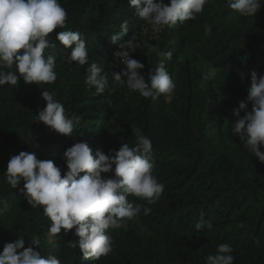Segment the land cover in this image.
I'll return each mask as SVG.
<instances>
[{
  "label": "trees",
  "instance_id": "1",
  "mask_svg": "<svg viewBox=\"0 0 264 264\" xmlns=\"http://www.w3.org/2000/svg\"><path fill=\"white\" fill-rule=\"evenodd\" d=\"M163 2L170 5V0ZM58 3L67 11L66 27L49 34L56 47L45 50V57H55L57 80L38 86L21 78L16 86H0V209L4 200L10 205L0 214V253L6 243L23 238L25 248L33 247L45 257L55 255L61 264H206L207 256L227 243L233 264H264V163L231 132L233 110L247 98L251 72L264 76V0L256 15L248 17L233 12L230 0H206L194 20L159 32L135 15L131 0ZM125 21L128 32L112 43L109 37L119 33ZM206 23L212 27L211 36L205 35ZM62 31L81 34L87 65L66 62L71 49L57 39ZM120 43L130 58L145 65L139 71L146 80L163 59L158 51L172 53V59L165 60L176 83L170 97L144 98L126 84L115 83L113 73L125 69L122 63L114 66ZM146 44L158 51L149 53ZM93 62L108 74L109 87L101 95L85 83ZM212 67L216 77L203 79ZM240 73L245 74L243 80ZM45 90L55 93L68 118H81L71 136L38 122L46 107L41 99ZM251 109L248 103L247 111ZM133 128L152 142V174L164 191L152 205L129 196V202L141 205L140 213L121 228L106 230L113 240L107 256L84 259L75 229L67 234L62 229L49 238L51 222L42 207L33 208L24 199V181L16 189L7 183L8 162L21 151L35 153L38 160H52L63 176L68 171L63 154L74 143L87 142L98 158L97 151L110 154L123 143L134 147ZM260 150L264 152V145ZM102 176L114 178V170ZM144 207L150 214H144ZM202 217L212 221L211 230L196 229ZM33 237L39 238V246L32 244Z\"/></svg>",
  "mask_w": 264,
  "mask_h": 264
},
{
  "label": "clouds",
  "instance_id": "2",
  "mask_svg": "<svg viewBox=\"0 0 264 264\" xmlns=\"http://www.w3.org/2000/svg\"><path fill=\"white\" fill-rule=\"evenodd\" d=\"M206 0H170V5L163 0H131L135 15L152 25L154 32L165 27L173 28L194 20L196 14L203 12ZM229 7L233 12L248 17L256 15L261 8L260 0H230ZM67 11L58 0H0V86H16L20 79L28 84H52L57 80L54 71L55 57H45V50L55 48L50 43L49 34L55 29L65 28ZM205 35L211 36L212 27L204 25ZM128 32V22L121 25L119 33L112 34L109 39L116 44L120 37ZM57 39L65 49H71L65 59L68 64L74 62L79 66L88 64L86 41L75 31H62ZM135 39V35L132 36ZM130 43V41H129ZM74 46V47H73ZM148 52L158 50L146 44ZM114 53L117 63L125 69L114 72L117 84H126L132 92H139L144 98L157 99L160 95L170 97L176 83L166 70L165 60L172 59L171 52L158 51L162 57L155 68L148 73L146 80L140 73L144 64L130 58L124 50ZM137 47H140L137 45ZM19 73V75H17ZM101 65L93 62L87 68L85 83L94 87L97 95H101L109 87L108 74ZM217 69L212 67L205 71L203 79H214ZM251 85L247 89L245 101L239 102L234 109L235 121L231 124V132L238 135L250 153L264 163V76L255 70L251 72ZM241 79L245 74L240 73ZM126 78V79H125ZM41 99L46 107L39 112L38 122L50 126L58 134L71 136L74 127L81 118L75 114L68 118L65 108L55 99V93L42 91ZM251 103V111H247ZM245 114L241 116V111ZM136 136L134 147L123 143L119 150L110 154L96 152L87 142H76L63 154L68 171L62 176L61 169L52 160H38L35 153L21 151L10 158L5 174L7 183L16 189L21 180L24 181L21 193L33 208L42 207L43 214L50 220L49 238L65 234L75 229L79 237L78 247L84 259L100 260L112 251L113 240L106 235V230L119 229L126 220L136 217L141 205L129 202L128 197L143 199L148 205L155 204L164 191V185L153 176L151 162L152 142L142 134L140 129L133 128ZM113 166L114 169H113ZM115 173L114 178H103L102 174ZM85 173L84 175H80ZM10 205L3 201L0 214L7 212ZM145 215L151 209L143 208ZM243 227L244 225H239ZM197 230H211L212 221L204 220L195 225ZM32 244L39 246V238L33 237ZM75 242L73 246H76ZM23 249L22 251H18ZM233 249L227 244H219L216 255H208L206 264H233ZM0 264H61L55 255L43 256L33 247L25 248L23 238L6 243L0 253Z\"/></svg>",
  "mask_w": 264,
  "mask_h": 264
},
{
  "label": "built area",
  "instance_id": "3",
  "mask_svg": "<svg viewBox=\"0 0 264 264\" xmlns=\"http://www.w3.org/2000/svg\"><path fill=\"white\" fill-rule=\"evenodd\" d=\"M117 51H123V49H121L120 47H118ZM117 51H116V52H117ZM119 64H120V63H117V62H116V57L114 56V66H115V67H118Z\"/></svg>",
  "mask_w": 264,
  "mask_h": 264
}]
</instances>
